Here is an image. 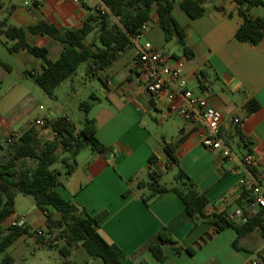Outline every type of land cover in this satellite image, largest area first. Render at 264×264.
<instances>
[{"label": "crops", "instance_id": "crops-1", "mask_svg": "<svg viewBox=\"0 0 264 264\" xmlns=\"http://www.w3.org/2000/svg\"><path fill=\"white\" fill-rule=\"evenodd\" d=\"M171 1L172 14L184 29L186 45L194 52V57L185 59L175 40L167 42L155 7L148 22L150 28L146 39L157 50L174 59L185 60L188 87L195 95L207 98L222 113V135L235 157L222 158L218 152L202 146L197 127L177 112V107L183 102L181 98L171 99L169 92L158 97L147 93L137 80V48L131 45L101 73L106 83L99 79V100L90 111V118H95L97 123V138L112 152L102 155L89 146L84 147L75 157L74 171L64 182L60 180L56 189L65 200L92 215L106 212L100 223V232L108 242L125 252L126 259L122 264H251L253 261L262 264L259 254L264 250V238L259 230L238 241L234 228L214 234L213 226L205 221L188 219L180 224L173 237L182 250L178 252L174 247L163 246L164 262L157 261L145 247L184 210V203L172 191L150 204L143 201L148 190L137 189L136 184L148 181L150 167L161 184L162 178L170 179V184H163L168 187L174 185L175 175L181 168L209 198L205 212L226 213L232 220L243 214L238 200L243 191L241 180L248 178L240 160L252 153L256 158L255 168L264 173V39L257 46L237 39L236 33L243 19L234 0H205L202 3L204 14L198 18L190 17L181 8L183 0ZM96 7L97 0L82 4L75 0H0V21L15 26H35L46 22L60 30H77L95 14ZM252 16L264 17V10L255 8ZM91 40L92 35L87 41ZM28 41L55 49L54 57L49 50L52 60L58 59L63 50V46L49 36L30 35ZM172 46L178 52L169 51ZM13 54L26 58L28 53L19 51ZM29 61L26 75L27 72L41 73L42 61L36 57L35 61ZM7 69H10L8 65ZM12 100L13 97L8 96L2 110L9 112ZM254 100L260 108L248 114L247 105ZM61 117H67L75 124L69 115ZM42 118L47 119L46 126L36 127V121L41 119L37 118L27 128L18 131L8 122L1 121L0 114V136L7 143L12 133L20 135L21 131L34 126L42 142L49 140L55 136L50 122L59 118ZM236 118L241 122L236 123ZM238 127L247 143L240 138ZM164 140L175 145L177 163L166 153ZM8 149L1 147L0 161L6 159ZM64 156V150L60 148L58 157ZM152 156H156L154 164L150 162ZM132 178L135 181L130 183ZM127 190L130 193L124 195ZM20 195L15 198V212L8 220L13 222L24 218L25 227L35 234L23 235L14 244H22L29 237L37 243L36 231L48 230L46 215L35 203L28 211L20 209ZM249 209L258 210L252 205ZM236 241L237 248L234 246ZM64 245V240H58L57 249L41 246L56 250L68 264H105L101 258H90L81 245L72 248L70 255L64 257L59 251ZM187 248H192L193 253Z\"/></svg>", "mask_w": 264, "mask_h": 264}, {"label": "trees", "instance_id": "trees-1", "mask_svg": "<svg viewBox=\"0 0 264 264\" xmlns=\"http://www.w3.org/2000/svg\"><path fill=\"white\" fill-rule=\"evenodd\" d=\"M108 9L89 17L82 28L77 30H60L56 26L41 22L35 26H15L6 21H0V38L12 53L26 51L42 61L41 73L27 72L34 78L36 84L50 97H55L56 89L66 80L73 79L82 63H86V76L98 78L103 83L101 73L106 70L118 57L132 45V38L140 33L141 27L151 20L152 10L156 9L159 24L165 33L167 42L175 40L182 48L185 59L194 57V52L186 45L184 29L172 14L171 0H100ZM205 0H183L181 8L192 18L204 14L202 3ZM243 23L237 30L239 41L257 46L264 39V17L252 16L255 8L264 10V0H234ZM30 35H45L53 38L63 46L56 60L49 57V49L45 46L33 45L28 41ZM92 35V40L87 41ZM7 68L5 63H0ZM99 98L91 94L89 101L80 104V109L89 114ZM260 108L258 102L251 101L247 105L250 114ZM50 126L55 136L42 142L34 126L20 134V137L9 145L8 156L0 161V253H5L15 241L23 236H33L25 226H4L15 210V198L18 194L31 196L36 206L46 215V227L54 239L48 241L43 236H36L37 243L56 247L58 240H64L65 245L59 249L64 257H68L72 248L81 245L90 258H101L105 264H122L126 259L125 252L117 245L108 242L100 232L101 220L106 215L102 212L92 215L74 203L65 200L57 191L60 184V172L53 168L61 163L66 173L71 174L75 167L76 155L86 146L102 155L112 150L105 146L96 136L97 123L95 118L86 117L82 128L77 131L75 124L67 117L51 121ZM240 138L247 143L246 138L238 127ZM164 148L170 159L178 162L175 145L164 140ZM63 148L65 156L58 157V150ZM72 160V162H71ZM156 156L150 159L151 164ZM255 170V169H253ZM175 183L168 187L160 183L156 173L149 169L147 182L138 181L137 189H147L143 197L146 204L166 192H174L184 203V210L172 223L163 227L147 244L148 249L157 261L166 259L163 246H171L176 251L177 246L173 237L174 230L185 220L194 222L205 221L213 226L214 234L227 228H234L239 239L255 230H259L264 238V208L248 214V208L255 203V195L243 190L238 204L248 215L245 223L238 224L226 213L207 214L206 206L210 203L205 193L201 192L192 178L179 168L175 175ZM135 179L129 180L130 183ZM129 190L124 195H128ZM237 241L234 243L236 245ZM187 251L193 253L192 248ZM264 262V250L259 254ZM13 258L5 255L2 264H11Z\"/></svg>", "mask_w": 264, "mask_h": 264}, {"label": "rangeland", "instance_id": "rangeland-1", "mask_svg": "<svg viewBox=\"0 0 264 264\" xmlns=\"http://www.w3.org/2000/svg\"><path fill=\"white\" fill-rule=\"evenodd\" d=\"M4 40L0 38V63H5L10 69L0 64L1 121L8 122L15 130L20 131L27 128L37 118L47 116L49 119H56L67 114L73 119L76 127L81 129L85 118H90L92 113L86 114L80 109V104L84 101H89L91 94L98 97V89L101 86L99 79L89 80L86 78V63L80 65L73 79L66 80L56 89L55 97L53 98L46 94L31 76L26 75V66L29 64L30 59L35 61V57L28 52L26 58L13 54L5 46ZM48 48L51 51V57H54L56 54L55 49L52 47ZM168 50L178 52L174 46ZM8 96L13 97L11 101L12 109L9 112H5V110H2V106ZM1 147L5 150L10 148L2 136H0V152ZM6 156H8V151ZM53 168L61 173L60 180L64 182V179L68 176L66 168L61 163H56ZM161 182L170 184V179L164 177ZM34 203V199L31 196L22 194L18 199V207L25 211L33 207ZM12 223L8 220L4 226L7 227L12 225ZM47 233L50 232L47 231ZM52 235L55 236V234ZM45 239L48 241V238ZM55 248H58L57 245ZM5 255L13 258L11 264H68L63 261L59 252L42 247L31 237L22 244H13L5 253H0V264H2Z\"/></svg>", "mask_w": 264, "mask_h": 264}, {"label": "built area", "instance_id": "built-area-1", "mask_svg": "<svg viewBox=\"0 0 264 264\" xmlns=\"http://www.w3.org/2000/svg\"><path fill=\"white\" fill-rule=\"evenodd\" d=\"M82 4L90 0H75ZM97 10L100 13L108 11L106 6L97 0ZM149 23L146 22L140 29V33L132 38V46L137 48L136 58V77L139 83L143 85L148 94L158 97L165 92L170 93V98H181L182 104L177 107L179 115L187 122L197 127L201 144L204 148L218 152L222 158L233 159L235 154L222 135L223 115L214 108L209 100L202 95H195L188 87L185 78V60L174 59L166 53L157 50L153 44L146 39L149 31ZM236 123L241 119L236 118ZM48 123L47 119L41 118L36 121V127H44ZM20 135L12 133L7 140V145H12ZM256 158L252 153L246 154L240 165L246 170L248 178L241 180L243 190L251 191L255 195V203L252 204L255 209L264 208V173L255 168ZM255 169V170H253ZM248 214L254 210L249 209ZM248 215L243 214L239 219L234 220L241 224L247 221ZM12 226H25L24 218L13 221ZM48 230H37L36 236L54 239ZM49 232V231H48ZM251 264H259V261H253Z\"/></svg>", "mask_w": 264, "mask_h": 264}]
</instances>
